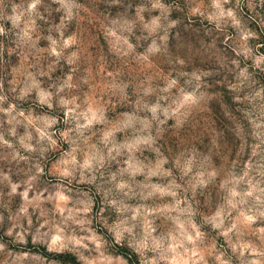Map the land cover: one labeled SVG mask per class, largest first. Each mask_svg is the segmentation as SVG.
<instances>
[{"label":"clouds","instance_id":"clouds-1","mask_svg":"<svg viewBox=\"0 0 264 264\" xmlns=\"http://www.w3.org/2000/svg\"><path fill=\"white\" fill-rule=\"evenodd\" d=\"M233 256L264 264V0H0V264Z\"/></svg>","mask_w":264,"mask_h":264},{"label":"rangeland","instance_id":"rangeland-1","mask_svg":"<svg viewBox=\"0 0 264 264\" xmlns=\"http://www.w3.org/2000/svg\"><path fill=\"white\" fill-rule=\"evenodd\" d=\"M217 245H218V247L220 246V245H227V242L224 240V238L223 237H220V238H218V240H217ZM227 252L228 253H231V248H227ZM245 255H248V253H246ZM233 262H234V264H237V262L235 261V257L233 256Z\"/></svg>","mask_w":264,"mask_h":264}]
</instances>
